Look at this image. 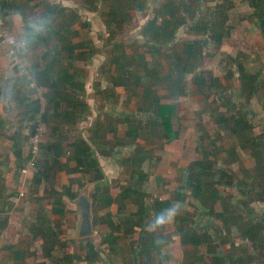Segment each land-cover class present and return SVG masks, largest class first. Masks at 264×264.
<instances>
[{
    "label": "rangeland",
    "instance_id": "obj_1",
    "mask_svg": "<svg viewBox=\"0 0 264 264\" xmlns=\"http://www.w3.org/2000/svg\"><path fill=\"white\" fill-rule=\"evenodd\" d=\"M167 1L146 0V11L131 12L132 21L125 25L123 32L119 31L114 35L107 27V14L108 7L112 3L117 4L116 0H104L94 4V7L96 5L94 10L88 8L83 0L66 1L67 4H71L70 8H74L73 12L70 8L69 11L79 20V23L75 24L79 35L72 42H90L93 45L91 52L87 51L83 57L75 61L76 65L82 66L83 69L82 74L77 76L87 81L88 87L86 100H83L88 108L85 110V117L80 119L79 127L84 135L91 139L97 127L104 123L96 132L98 137L102 136L100 139L97 138L98 144H101L98 150L103 160L101 168L113 192L119 193L121 187L124 188L131 183L132 167L128 158L133 155L134 150L145 149L153 162L151 172L148 174V184L141 192L146 191L152 199H155L152 196L155 193L163 199L173 196L188 169L198 163H202L204 167L208 165L207 162H211L215 168L223 167L233 177L235 184L233 187H219L220 193L228 199L231 207L240 208L238 200L251 195L255 200L251 201L250 206L253 205L261 212L264 210V169L258 173L256 165L261 164L263 167L264 162V33L258 26L253 15L254 10L247 1L178 0L181 3L187 2L189 6L192 2V9L187 18L192 24L197 22L203 26L220 20L225 22L224 29L221 30L224 39L221 42L213 39L214 34L219 32L217 26H211L213 29L207 32L187 31V28L182 27L173 45L161 49L162 56L168 58L171 56L169 62L166 58L160 64L159 72L163 75L169 72L175 52L184 53L183 47L187 41L199 39L202 44H200L202 54L197 49L194 56L193 65H197L195 70L186 75L183 81L181 92L184 93L176 97L164 89H158L157 95L155 94L161 98L162 104L172 103L176 106V117L173 118L176 132L174 140H161L156 126L147 128L146 116H149L151 109L147 100L141 96L144 92L142 88L137 90V93L119 88L115 95L107 91L110 86L108 77L114 69L111 61L123 54L124 47L127 48L128 54H131L135 51L132 46H136L135 44L141 46L144 43L140 34L143 27L153 18L154 13H159L163 18L165 15L163 5ZM218 4L222 8H218ZM60 18L61 15L57 16V23ZM52 44L54 45L55 41ZM118 46L120 47L116 48ZM238 62L244 67V74L259 76L258 92L253 97L250 94L244 96L241 92L242 74L238 69ZM199 75L207 84L208 89H202L204 93L196 85L195 78ZM241 108L244 110H240ZM243 112L250 113L249 123L252 124L249 136L253 142L246 147L241 139L231 132L233 118L239 117ZM216 114L224 116L230 128L225 127L221 120H219L221 124H218ZM126 117L131 120L132 126L140 128V136L136 140L125 137L127 123V125L117 123L119 118L126 120ZM110 125L113 128L115 126L117 132L113 134L109 133L110 131L106 132ZM46 132L51 134L52 131L46 128ZM72 134L76 136L78 132L73 129ZM141 172L140 170L139 173ZM192 172L193 175L198 173L196 170ZM255 185L257 190L252 191L250 195L247 194L249 188ZM93 188L94 186L90 190V195L94 191ZM188 194L184 193L183 196L187 199L182 201V205L186 206V202H190V206H202L200 200L194 196L191 198ZM146 201L150 202L149 198ZM178 216L183 217L184 213H179ZM257 218H260L259 214Z\"/></svg>",
    "mask_w": 264,
    "mask_h": 264
},
{
    "label": "crops",
    "instance_id": "obj_2",
    "mask_svg": "<svg viewBox=\"0 0 264 264\" xmlns=\"http://www.w3.org/2000/svg\"><path fill=\"white\" fill-rule=\"evenodd\" d=\"M66 1L74 0H0V12L14 7L45 9L48 4L69 9L71 4ZM70 10L73 12L74 8ZM83 50L86 49H76L75 52L78 54ZM139 51L143 52V49ZM74 63L76 75L82 74V66ZM113 72L114 69L111 74ZM80 82L85 84L83 98L79 100L82 108L78 107L80 109L76 111L74 109L77 108L71 107L62 109L79 119L85 117L88 108L83 101L88 93L87 81ZM44 87L47 91L43 98L33 99L19 92L12 106L0 115V264H264V210L260 212L253 205L244 207L241 203L250 199L244 196L238 200L240 208L231 207L227 214L219 201L215 203L206 198H195L202 206L191 205L193 209H189L190 202H186L180 212L184 216H177L169 229L173 248L171 254L163 259L154 250L152 235L144 231V225L153 212L163 208L160 202L174 199L182 203L187 199L178 197L176 192L165 199L155 193L152 194L155 199H152L144 190L141 194L132 193L122 202L123 207L118 204L104 207L102 202L108 193H98L97 199H94L93 191L90 200L94 235L79 237L77 199L84 189L81 183H86L89 176L73 172L77 165L70 156L74 143L81 137L97 152L102 165L101 153L97 151L101 147L98 143L102 136L89 139L87 135V138L76 117L68 123L53 116L50 102L54 92L48 86ZM110 87L111 83L107 88L109 93ZM119 88L124 87L114 88L115 93ZM35 102L39 103L40 114L48 111L51 115L50 120L42 124L52 132H46L43 150L47 152L38 155V167L24 174L22 169L32 158L30 138L33 122L29 109L34 108ZM121 118L118 125L126 124L119 122ZM73 129L78 135L73 136ZM51 145L59 147L57 153L60 156L55 157L56 151ZM149 162L148 174L151 172L152 157ZM89 184L95 187L94 183L86 185ZM120 193L112 189L110 192L114 198ZM186 194L194 198L191 191ZM140 196L143 197L142 202ZM147 198L150 202L146 201ZM258 214L260 218H257Z\"/></svg>",
    "mask_w": 264,
    "mask_h": 264
},
{
    "label": "trees",
    "instance_id": "obj_3",
    "mask_svg": "<svg viewBox=\"0 0 264 264\" xmlns=\"http://www.w3.org/2000/svg\"><path fill=\"white\" fill-rule=\"evenodd\" d=\"M83 1L88 5V8L94 10L96 8V5L94 7V4L104 0ZM245 1H247L254 10L253 15L257 19V24L261 31L264 33V0ZM116 2V5L112 3V5L108 7L107 14V27L112 32V35L117 34L119 31H124L126 27L125 25L132 21L131 12H145L147 8L146 0H116ZM191 4L192 2L189 6L187 2L181 3L178 0H168L167 3L163 5V12L165 14L163 18L159 13H154L153 18L143 27L142 33L140 34L144 43L141 44V46L137 44H135L136 46H132L135 51H132L131 54H128L126 51L127 48L124 47L123 54L114 57L111 61V64L114 67V72L108 77V80H110L112 85V87H110V94L115 95L114 88L120 86L130 92L132 91V93H137V90L142 88L144 92L141 93V96L147 100L149 109H151V113L148 114L149 116H146L147 128L156 126L159 130L160 137H162L161 140H174L176 136L173 124V118L176 117V106L172 103L162 104L160 101L161 98L156 96L157 90L164 89L176 97H178L180 93H184L181 92L183 81L186 75L193 72L197 66L193 65L197 49H199V53L202 54V50H200L201 40L187 41L185 47H183L184 53L178 54V52H175L173 55L174 60L173 63L170 64L169 72L162 75V73L159 72V67H161L160 64H162V60L166 58L169 62L171 56L169 58L165 55L162 56L161 49L168 47L176 41L178 32L182 27L187 28V31L202 30L203 32H207L208 30L213 29L211 26H217L216 29L219 32L214 34L213 39H215L216 42H221L224 39L221 30L224 29L223 24L225 20H220L214 23L210 22L209 24L206 23L205 25L203 24V26H201L202 23L193 22L192 24L187 21L188 14H190L192 9ZM7 6L8 5H4V7ZM217 7L222 8L220 5ZM45 9L54 11L56 16L61 15V18L57 23L56 34L49 41L50 54L46 55L47 63L42 71V78L44 86H48L49 89L54 92V95L51 94L53 98L51 100L52 102H50L53 105V116L69 123L72 120L71 118H75L76 116L71 113H66L62 111V109L71 107L77 108L74 109V111H76L82 108L79 100L83 98V93L85 92V84L78 79L76 72L73 70V63L77 58L83 57L87 51L91 52L93 45L83 42H72V40L79 35V30L75 28V24H78L79 20L78 17L73 16L69 9L64 7L59 8L49 4ZM82 27L83 26H80V28ZM54 41L55 44L52 46ZM119 47L120 46L116 48ZM140 48L143 49V52L139 51ZM76 49L86 50L76 54ZM239 57H241V55H239ZM64 62L66 65H63ZM237 65L242 74V81L240 82L241 92L244 96L250 94L253 97L258 92L257 86L259 84V76L258 74H244V67L241 66L239 62ZM102 71L104 73V70ZM107 71L105 72L109 74ZM195 79L198 89L204 93L202 89L208 88L203 77L199 75L196 76ZM164 83L166 86H163ZM61 85H64V87ZM33 107L34 108L29 109V112L32 113L30 114V120L33 122V126L31 127L32 134L39 124L49 121L51 118L48 111H46L45 114H40V106L38 102L33 103ZM240 110L244 109L241 108ZM36 114L37 116H35ZM216 115L218 116V119L216 118L218 124H221V122H219V120H221L222 123H225V127L230 128L229 125L227 126L228 121L224 116L219 114ZM249 115L250 113L243 112L239 117L233 118L234 124L231 128V132L241 139L244 147L253 142L249 136V131L252 128V124L249 123ZM142 117L144 116L142 115ZM76 120H79L80 122V119L77 117ZM125 121H127L126 123L129 125V130L126 132V136L128 138L138 139L140 136V128L133 127L131 120L127 117L126 120H119V122L123 123ZM98 131L99 130H96L95 133ZM109 131L114 132L115 128L110 125L106 129V132ZM94 136L98 137L97 133ZM14 144L17 146L15 141ZM53 146L52 148L55 149L54 152L56 151L55 157L60 156V154L57 153L59 147L57 145H55V147ZM43 147L44 143L41 144L38 155L47 152L46 150H43ZM212 147L214 149L216 148L213 142ZM49 149L51 150V148ZM97 151L99 152V150ZM147 153V150L136 149L132 153L133 155L128 158L132 167L131 183L124 188L121 187V193L115 198L110 194L112 186L106 179L105 173L101 168L97 152L84 138L80 137L76 140L73 145V153L70 157L77 165L73 172H80L89 176L86 183H81V187L88 183H94V199H97L98 193L107 192L108 194L102 202L104 207H109L112 204H118L119 207H123L124 203L122 202H125L132 193H140L144 189L145 184H148L150 155ZM36 162V167H38V157ZM207 163L208 165H205L204 167H202V163H198L195 164L194 167L188 169L183 175L181 185L176 190V193L179 197L180 194L183 196L184 193L191 191L193 196L197 199L206 198V200H213L215 203L220 200L219 202L227 214L231 205L227 198L221 197V194H219V187H233L235 185L233 184V177L231 174L227 173L223 167L215 168L211 162ZM256 167L258 173L264 169V165L262 167L261 164L256 165ZM140 170L142 171L141 173H139ZM194 170L198 172L196 175H193L192 171ZM255 190H257L256 185L249 188L247 194L250 195V193ZM203 194H206L207 196L204 197ZM249 198V200L241 203L244 207H249L251 201L255 200L251 195ZM142 201L143 197L140 196V202ZM168 205L169 202H160L161 207H166Z\"/></svg>",
    "mask_w": 264,
    "mask_h": 264
},
{
    "label": "clouds",
    "instance_id": "obj_4",
    "mask_svg": "<svg viewBox=\"0 0 264 264\" xmlns=\"http://www.w3.org/2000/svg\"><path fill=\"white\" fill-rule=\"evenodd\" d=\"M56 27V13L48 9L14 7L0 12V115L19 92L33 99L45 95L42 71ZM183 207L180 201H172L145 222L144 231L152 235L153 248L162 259L171 254L169 229Z\"/></svg>",
    "mask_w": 264,
    "mask_h": 264
},
{
    "label": "water",
    "instance_id": "obj_5",
    "mask_svg": "<svg viewBox=\"0 0 264 264\" xmlns=\"http://www.w3.org/2000/svg\"><path fill=\"white\" fill-rule=\"evenodd\" d=\"M93 186V184H92ZM91 185L85 187L79 194L77 205L80 212V219L78 223V236L81 238L90 237L94 235L92 226V206L90 200Z\"/></svg>",
    "mask_w": 264,
    "mask_h": 264
},
{
    "label": "built area",
    "instance_id": "obj_6",
    "mask_svg": "<svg viewBox=\"0 0 264 264\" xmlns=\"http://www.w3.org/2000/svg\"><path fill=\"white\" fill-rule=\"evenodd\" d=\"M45 135H46L45 126L43 124H39L30 138V152L32 158L22 169V173L27 174L30 170L36 168V164H37L36 160L39 154L40 146L42 143H44Z\"/></svg>",
    "mask_w": 264,
    "mask_h": 264
}]
</instances>
